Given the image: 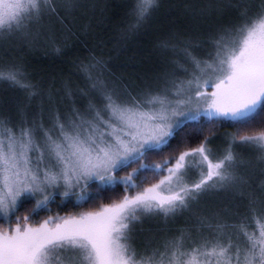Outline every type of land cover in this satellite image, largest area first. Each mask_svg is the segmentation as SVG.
<instances>
[{"label": "snow or ice", "instance_id": "1", "mask_svg": "<svg viewBox=\"0 0 264 264\" xmlns=\"http://www.w3.org/2000/svg\"><path fill=\"white\" fill-rule=\"evenodd\" d=\"M250 2L224 0L221 8L241 10V22L213 38L208 59L185 49L190 74L185 69L186 78L171 80L163 91L130 102L106 93L102 108L90 106L88 115L77 112L70 121L57 118L39 136L40 129L22 127L17 133L0 121V216L7 225L0 227V264H264V211L256 212L255 201L250 206L253 231L243 222L218 223L192 244L183 232L155 246L133 244L136 224L146 215L172 218L213 189L245 184L236 175L239 160L232 149L237 142L254 148L264 160V130L241 135L257 121L264 124V0L251 14ZM63 3L66 10L79 6L74 0ZM52 4L0 0V42L31 36L29 24L54 11ZM158 7L159 0H135L136 25ZM95 67L84 64L81 71L91 79ZM21 76L18 67L0 66V80L29 87ZM210 88L215 91L204 90ZM191 113L193 118L203 113L212 124L220 119L235 124L237 132L223 156H213L205 141L171 162L141 164L149 154L168 149L179 126L176 118ZM133 164L139 168L118 181V172ZM147 170L162 178L143 187ZM117 183L125 194L99 210L49 217L38 226L30 223L47 206L52 189L60 188L64 197L73 195L78 201H95L106 190L115 191ZM23 194L36 197V204L29 216L17 218L13 229L12 216Z\"/></svg>", "mask_w": 264, "mask_h": 264}, {"label": "trees", "instance_id": "2", "mask_svg": "<svg viewBox=\"0 0 264 264\" xmlns=\"http://www.w3.org/2000/svg\"><path fill=\"white\" fill-rule=\"evenodd\" d=\"M74 3L79 6L66 10L64 3L55 2L49 17L50 30L37 33L36 39L29 45L0 46V66L18 67L22 82L29 85L25 88L0 80V121L8 127L16 128L26 115L37 112L41 98L34 96H56L63 91L72 96L80 95L78 91L86 89L81 71L83 63L97 65L110 78L118 81L124 94H134L130 82L124 79L129 78L126 72H132L135 66L145 65L154 59L155 48L159 49L162 45H212L214 37L241 22V10L228 6L221 8L224 0H159L158 9L139 25H136L134 13L135 0H74ZM261 4L262 0H251L249 13L255 12ZM110 60L111 64L108 63ZM116 62L123 65L122 71L113 67ZM139 92H145L143 86L139 87ZM43 102V108H48L49 103ZM262 130L264 124L257 121L241 135H253ZM226 132H237L231 120L220 119L215 124L205 118L186 121L178 127L167 150L161 154H149L140 163L156 165L164 160L171 162L182 152L195 149L209 138ZM137 166L139 164H133L119 173H128ZM147 172L145 184L152 185L158 177L151 175L150 170ZM114 188L115 191L106 190L104 197L95 201L75 204L70 200L58 212L68 216L81 210L95 211L122 198L125 194L123 185L118 184ZM257 189L252 190V197L249 195L243 205L234 202L235 199L223 205L224 215L233 225L243 222L249 231L255 230L256 226L249 221L253 220L250 210L253 201L258 213ZM31 204L30 201H23L15 214L26 213ZM240 215L244 216L243 220ZM194 224L193 221L179 227L186 234L195 231ZM152 230L158 235L164 232V228L159 227ZM206 232L200 229L194 240H199L201 234L207 235Z\"/></svg>", "mask_w": 264, "mask_h": 264}, {"label": "rangeland", "instance_id": "3", "mask_svg": "<svg viewBox=\"0 0 264 264\" xmlns=\"http://www.w3.org/2000/svg\"><path fill=\"white\" fill-rule=\"evenodd\" d=\"M55 2L63 4V0H53L52 7ZM53 11L45 13L42 18L37 23H30L28 31L31 33L29 36L27 33L23 35H14L11 38H5L1 45H29L33 42L32 40L36 39L37 33L42 31L50 30L49 17ZM35 37V38H33ZM185 49L191 53L192 56H195L199 59H208L210 53L213 52L212 45H162L159 49H154V59L148 61L145 65L135 66L132 72H126L129 78H124L128 80L129 85L134 89L133 93L124 94L119 88V83L116 79H112L101 70L100 67L95 65V69L92 72V78L89 79L88 76L83 72V86H86L85 90H79L80 95L72 96L73 94L63 91V94L51 96V95H37L34 97H40L41 101H38L39 107L37 112L34 114L26 115L22 121L18 122L16 128H11L17 133L22 127L32 128L34 130L40 129L41 131L37 135H41L43 130L51 129L53 122L59 118L62 121H70L74 114L79 112L84 115H88V110L90 106L96 108H102L105 101V94H111L115 99L120 102H130L135 99L142 98L145 94L156 93L158 91H163L165 86L175 79H185V69L191 71L190 62L187 61L185 56ZM109 64L112 63L110 60ZM89 64V63H83ZM92 64V63H91ZM113 67L120 68L122 71L123 65L120 66L119 62L114 63ZM147 70V71H146ZM146 73V74H145ZM137 77V78H136ZM108 79V80H107ZM108 86V87H106ZM143 86L145 92H139V87ZM207 92L215 91L214 88L204 89ZM77 94V93H76ZM133 94V95H132ZM49 103L48 108H43L44 102ZM194 113L189 114L188 116L177 117L180 127L184 122L189 120H198L201 118L207 119L203 113L199 116L194 117ZM23 125V126H22ZM28 125V126H25ZM10 128V127H9ZM234 133L226 132L224 134L215 135L212 138L207 140V148L210 149V152L215 157H222L223 154L228 149L229 144L232 143V137ZM234 155L237 156L239 164L236 170V175L242 177L245 184L236 182L235 186L225 189H213L212 192L202 198L194 201L190 208L184 209L178 212L172 218H165L162 215H146L142 218L140 222L136 224L133 234V244L139 248H142L146 245L155 246L158 243H161L167 239H171L173 236L178 235L183 232V229L179 226H182L189 222H195V231L186 232V236L190 239L189 244L198 242L199 240H194L197 236V231L200 229L206 230L205 234L212 232L216 224H226L232 226L231 220L227 215H224L223 205L230 204L233 202L243 205L246 203L248 196L251 195L252 190L255 188L259 193V202H258V213L264 211V160H262L254 148L237 144L233 145ZM191 159V158H189ZM141 164H145L142 163ZM139 166L132 168L128 173H119L118 181L122 180L123 177L129 175L133 172L134 169H137ZM164 175H167V172H164ZM154 183H158L159 179ZM192 178H195L193 176ZM143 179V177H142ZM153 183V184H154ZM120 183H117L118 185ZM115 185V186H116ZM96 184L93 183L91 187H95ZM151 185L144 184L143 187H149ZM62 189L56 188L51 190V198L49 199L46 207H41L35 214L30 218V223L32 226H38L39 223H43L44 220L49 217L56 216H77L81 213H86L83 210L77 212L76 214L64 216L62 213L58 212L59 208L66 205L68 201H73L72 203L81 204L85 201H78L76 196L70 195L64 197L62 195ZM134 194V193H128ZM245 196H247L246 199ZM252 197V195H251ZM42 198V197H41ZM243 199V200H242ZM23 201H30L31 207L27 210L26 213H23L24 216H29L32 208L35 207L36 197H33L28 194H23L18 201V205ZM249 201V200H248ZM18 206V207H19ZM99 210V209H97ZM96 211V210H95ZM90 212V211H89ZM22 215L14 214L12 216L13 223L11 227L14 229L16 224L15 221L17 218L21 219ZM240 219L243 220L244 216L240 215ZM238 219L239 221H241ZM209 221V222H208ZM219 221V222H217ZM203 222V223H202ZM210 222L214 223L210 228ZM255 226L254 220L249 221ZM7 225L3 222V217L0 216V227H6ZM153 227L164 228L162 234H155L152 230ZM184 233V232H183Z\"/></svg>", "mask_w": 264, "mask_h": 264}]
</instances>
